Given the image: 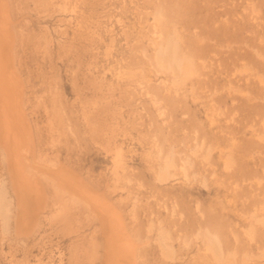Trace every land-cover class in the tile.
I'll use <instances>...</instances> for the list:
<instances>
[{
	"label": "rangeland",
	"instance_id": "obj_1",
	"mask_svg": "<svg viewBox=\"0 0 264 264\" xmlns=\"http://www.w3.org/2000/svg\"><path fill=\"white\" fill-rule=\"evenodd\" d=\"M8 5L36 154L57 158L115 202L131 233L148 238L144 264H264V0ZM152 42L172 43L175 60L189 59L194 73L174 85L154 64ZM164 158L174 166L162 180ZM46 188L32 233L0 227V264H86V249L103 241L84 205L53 216ZM160 230L170 257L160 253ZM204 234L218 244L219 262Z\"/></svg>",
	"mask_w": 264,
	"mask_h": 264
},
{
	"label": "bare ground",
	"instance_id": "obj_2",
	"mask_svg": "<svg viewBox=\"0 0 264 264\" xmlns=\"http://www.w3.org/2000/svg\"><path fill=\"white\" fill-rule=\"evenodd\" d=\"M157 19L155 15L154 21ZM117 22H120V18H117ZM12 23L8 0H0V162L7 173L6 178L0 179L2 233L9 232L11 227L14 235L19 237L34 231L46 205L48 186L53 192V204H57L53 216L61 215L69 205L82 204L91 216L98 219L103 241H93L91 247L86 249L88 264H94L96 259L100 260V264H144L141 252L148 244V238L141 240L131 233L122 210L115 202L57 158L36 154L33 131L25 112L23 80L14 63ZM151 44L154 46L151 57L154 64L172 75L174 85L184 82L194 73L189 59L181 62L175 60L172 43L162 49L156 48L155 42ZM170 158H164V165L158 168L159 179H165L169 175V167L174 166ZM121 159L122 148L116 144L112 149V171L115 176L122 167ZM189 165V160H182L180 169L184 174ZM133 208L134 205L132 213ZM204 236L205 251L212 255L215 262H219L218 244L207 234ZM165 239L166 235L160 230L156 237L160 253L170 257L172 251L163 243ZM32 264L46 263L37 260Z\"/></svg>",
	"mask_w": 264,
	"mask_h": 264
}]
</instances>
